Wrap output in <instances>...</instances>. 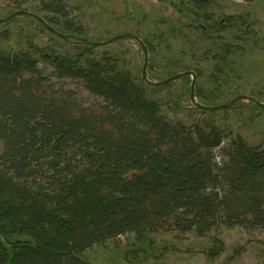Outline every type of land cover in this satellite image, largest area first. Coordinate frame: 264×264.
Listing matches in <instances>:
<instances>
[{"label": "trees", "instance_id": "obj_1", "mask_svg": "<svg viewBox=\"0 0 264 264\" xmlns=\"http://www.w3.org/2000/svg\"><path fill=\"white\" fill-rule=\"evenodd\" d=\"M212 2L189 0V24L208 37L228 29L240 40L257 35L244 15L199 22L212 18ZM45 8L61 14L62 27L54 28L83 47L67 56L30 41L0 48V264H85L81 255L93 244L131 232L151 243L147 233L171 218L174 228L199 235L219 223L264 228V144L208 120L168 119L117 57L81 60L94 44L64 4ZM8 35L0 32V39ZM236 48L224 42L213 58L228 64ZM41 61L53 64L58 78L80 79L103 103L84 106L39 69Z\"/></svg>", "mask_w": 264, "mask_h": 264}, {"label": "rangeland", "instance_id": "obj_2", "mask_svg": "<svg viewBox=\"0 0 264 264\" xmlns=\"http://www.w3.org/2000/svg\"><path fill=\"white\" fill-rule=\"evenodd\" d=\"M50 3L56 7L64 4L67 18L82 26L83 37L89 41L102 42L118 34H130L131 37L105 45L94 44L91 53L84 51L81 60L100 58L104 53L117 57L121 68L129 70L145 86L147 94L160 103L168 119L187 125L208 120L234 136H242L251 145L264 144V108L255 107L254 101L238 100L216 110L198 105L224 104L239 94L264 104V0H213L206 10L212 18H198L199 22L211 26L216 19L244 15L257 31L256 36L247 40L236 39L230 29L211 30L208 37L200 27L190 25L189 0H0V18L8 16L12 9H24L40 16L50 26L61 28V23H57L61 14L45 8ZM4 31H9L7 38L0 39V48L5 50L27 48L30 41L67 56L83 47L80 39H65L46 28L41 29L29 15H17L1 22L0 32ZM227 41L241 47L236 48L228 64L213 58L214 53H221ZM141 43L146 49L145 72L150 82L164 80L170 72L196 69L202 72L195 77L193 100L190 97L192 75L160 86L140 80L145 62ZM216 63L222 65V72L215 70ZM38 67L51 74L54 84L76 92L84 106L92 108L103 103L101 97L88 92L80 79L58 78L50 62L41 61ZM228 142L225 138L223 144ZM214 152L216 160L221 161L220 149ZM173 222L172 218L168 219L155 231L148 232L151 243L137 240L131 232L93 244L81 257L85 264H264V228L228 227L219 223L199 235L194 230L182 232L174 228Z\"/></svg>", "mask_w": 264, "mask_h": 264}, {"label": "water", "instance_id": "obj_3", "mask_svg": "<svg viewBox=\"0 0 264 264\" xmlns=\"http://www.w3.org/2000/svg\"><path fill=\"white\" fill-rule=\"evenodd\" d=\"M17 15H30L34 18H36L43 26L44 28L58 34L59 36L61 37H66L64 34H61L59 33L54 27L48 25L47 23H45V21L43 20V18H41L40 16L30 12V11H27V10H24V9H21V10H15L13 11L11 14H9L8 16H6L5 18H0V23L1 22H5L7 21L8 19L14 17V16H17ZM125 37H131L130 34H118V35H115V36H112L110 37L108 40H105V41H102V42H95V41H92L93 44H97V45H105V44H108L110 42H113V41H116L118 39H122V38H125ZM137 39V37H135ZM142 44V43H141ZM143 46V44H142ZM143 49H144V53H145V62H144V65H143V69H142V78L152 84V85H164V84H168L176 79H179L185 75H192V81H191V85H190V97L191 99L193 100L194 99V85H195V77H196V74L193 72V71H185V72H180V73H177V74H174L172 76H169L168 78L164 79V80H161V81H158V82H150L147 78H146V72H145V66H146V60H147V57H146V49L145 47L143 46ZM244 99H249V100H253L255 102V104L257 106H259L260 108H264V104L260 101H257L255 100L254 98H252L251 96H248V95H245V94H239L237 95L235 98L231 99L229 102L227 103H224V104H220V105H215V106H203L201 104H198L202 109H210V110H216V109H223V108H226L228 106H230L231 104H233L234 102L238 101V100H244Z\"/></svg>", "mask_w": 264, "mask_h": 264}, {"label": "flooded vegetation", "instance_id": "obj_4", "mask_svg": "<svg viewBox=\"0 0 264 264\" xmlns=\"http://www.w3.org/2000/svg\"><path fill=\"white\" fill-rule=\"evenodd\" d=\"M235 98V97H234ZM253 101V100H252Z\"/></svg>", "mask_w": 264, "mask_h": 264}]
</instances>
